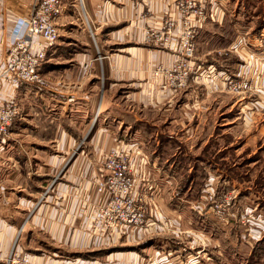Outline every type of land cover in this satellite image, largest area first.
<instances>
[{
  "label": "crops",
  "instance_id": "obj_1",
  "mask_svg": "<svg viewBox=\"0 0 264 264\" xmlns=\"http://www.w3.org/2000/svg\"><path fill=\"white\" fill-rule=\"evenodd\" d=\"M196 1L206 6L209 19L198 26L197 39L203 38L194 64L214 67L222 75L257 79V100H246L240 107L248 110L241 112L245 119L252 117L251 111L254 120L258 119L259 127L252 131L249 141L263 150L264 38L257 37L251 48L238 52V36L232 44L223 33L218 36L212 26L223 27L229 21V3L239 6L237 18H230V22L244 18L245 0ZM32 2L0 0V62L14 41L20 5ZM63 4V14L57 20L59 40L48 49L40 70L48 87L42 91L31 85L0 90L4 100L20 106L10 137L0 143V264H5L13 248L28 254L34 264H199L191 257L196 251L194 241L185 242L176 231L215 225L211 220L213 201L220 198L218 191L233 190L238 181L220 168L211 171L212 165H218L213 159L230 161L237 137L220 135L225 146L210 144L211 159L203 160L194 153L199 159L197 174L202 167L208 173L190 179L184 196L195 197L191 208L177 197L186 176L181 163L191 158L189 146L169 136L178 135V131H165L162 138L155 130L159 126L150 123L148 115L153 106L163 113L172 112L180 106V99L186 105L196 93L209 97L224 92V85L219 83L212 90L205 80H191L187 96L180 97L162 90V81L153 77L157 66L169 67L178 59L172 50L145 41L147 32L159 29L166 16L179 15L175 0H64ZM260 7L264 9V0H251V9ZM37 44L39 47V40ZM260 57L263 60L257 65ZM255 68L258 71L253 75ZM181 125L182 129L188 127L185 122ZM154 132L157 145L150 157L157 170L150 166L148 173L156 203L148 208L149 221L154 215L155 221H171L175 229L158 225L156 230L99 231L95 219L105 197L97 190V180L107 155L118 145H133L137 133ZM183 134L194 132L186 129ZM208 143L199 148L201 153ZM180 149L184 153L179 155ZM239 150H233L238 157ZM190 166L188 173L194 169ZM220 178L221 190L215 184ZM198 179L205 183L200 193L193 186ZM137 192L144 193L142 184ZM155 239L156 244L152 243Z\"/></svg>",
  "mask_w": 264,
  "mask_h": 264
},
{
  "label": "built area",
  "instance_id": "obj_2",
  "mask_svg": "<svg viewBox=\"0 0 264 264\" xmlns=\"http://www.w3.org/2000/svg\"><path fill=\"white\" fill-rule=\"evenodd\" d=\"M82 1V0H80ZM64 0H33L32 4H21L17 11L18 22L14 29V41L3 62H0V90L3 87L19 88L33 86L37 91L48 87L40 70L47 58L48 49L54 47L60 37L57 20L64 11ZM179 15L166 16L159 29L149 30L147 44L172 50L178 59L171 66L159 65L153 77L162 81L164 91L177 92L188 87L191 80H206L212 90L219 83L232 93L246 94L252 90L255 78H238L222 75L216 68L196 66L198 26L208 19L206 6L196 0H175ZM212 17V16H210ZM264 38V31L262 34ZM40 46L38 47L37 41ZM264 50V39L261 44ZM247 47L241 42L238 52ZM257 59L256 64L262 62ZM258 71L254 69L253 75ZM20 115V106L12 100H4L0 95V143L11 135L15 121ZM150 166L157 170L150 155L140 146H117L106 157L101 176L97 180V190L105 197L98 210L95 224L99 231L109 230L131 232L138 228L154 230L156 226L165 228L162 220L149 221V206L153 205V188L150 185ZM142 184L144 193L137 192ZM232 196H222L213 201V212L227 221ZM200 213V211H198ZM216 215V216H217ZM156 230V229H155ZM196 257H194L195 260ZM5 264H34L28 254L15 248L5 260Z\"/></svg>",
  "mask_w": 264,
  "mask_h": 264
},
{
  "label": "rangeland",
  "instance_id": "obj_3",
  "mask_svg": "<svg viewBox=\"0 0 264 264\" xmlns=\"http://www.w3.org/2000/svg\"><path fill=\"white\" fill-rule=\"evenodd\" d=\"M229 5L228 12L226 11L228 16L232 15L230 17L231 19L237 18L236 14L239 6L235 3H229ZM256 11V9H252V12H249L244 18L239 17L237 21L238 24L235 23V21L230 22L229 18V21L223 27L218 25L217 27L212 26V28L216 30L218 36H221L220 33H223L224 36L230 38L232 44L235 43L236 36H238L237 43L241 42V44H244L247 48H251L253 43L257 40V36H253L252 34L258 22V16L255 14ZM202 38L203 36L198 37L197 48L199 47ZM216 45H218V43ZM195 77L196 80H198L200 73ZM198 81L203 82V79H199ZM205 82L207 81L205 80ZM187 88L174 93L178 94L180 97L187 96ZM257 88V79H255L252 90L246 94L244 93L240 95L232 93L224 88V92L220 91L222 93L218 92V94L209 97L203 93H196L193 97H190L189 101H187V106L183 105L181 103L182 99H180V106L174 107L172 112L163 113V111H160L161 109H155L153 105H151L153 106L152 108H149L148 120L150 123L159 126V128L156 127L155 130H158L160 134H162L161 137H165V131L180 132L178 135L169 134V136L178 140V142L184 143L185 146L188 144L189 148L187 153L191 152V156H195V154L199 153V158H202L203 160L204 158L211 159L213 156L211 158L208 156L210 144H219L220 148L225 146L224 142L219 140V137L222 134L223 136L228 137V139L230 136H236L237 139L235 141H237V143L233 141L235 143V145H233V150L237 147L238 149H241L239 150V157L235 151H230V161L220 162L213 159L218 165L215 167L212 165L213 168L211 169V171L216 172V169L220 168L238 181V183L234 184L236 188H232L233 190H224L225 192L222 191L223 193L218 191L220 195H218L219 197L224 195L232 196L233 202L228 211L229 215L227 221H223L215 212H213L214 221L210 220L215 223L214 226L208 228L198 226V228L193 231L187 229L176 231V233L181 232L178 233V235L182 237L185 242L194 241L196 251L195 254H191L193 255L191 257H196L195 262L199 264H264V149L259 150L257 148L258 145H255L254 141H249L252 138V131L259 127L256 126L258 119L256 118V120H254L255 114L253 115L251 110L249 116L252 115V117H247L245 119L244 114L241 112L248 110L246 108L241 109L240 107L246 100L248 102H254L257 100ZM241 98L244 100H241ZM195 106L198 109H195ZM233 120L236 123L231 126L229 123L233 122ZM181 122H185L188 126L186 129H191L194 134H183L186 129H182ZM228 124L229 126H227ZM243 132L244 136H242ZM156 136L155 132L148 135L137 133L133 137L132 143L142 147L149 155L153 156L155 152L154 147L157 145ZM211 137L213 138L210 139ZM238 137L241 138L238 139ZM210 140H212V142ZM208 141L207 150L201 153L202 150L199 148H202ZM246 146H249V149L247 148L243 150L242 147L246 148ZM181 151L184 153V150L180 149L177 151L178 154ZM213 152L218 153V150L213 149ZM253 152H255L256 155H254ZM257 159L259 160L257 162L258 164L253 165ZM191 172H193V169ZM205 173L206 172L203 169L198 175L204 176ZM185 181L186 179H183V182ZM197 182L201 184V190L205 183L203 179H198ZM219 182L220 183L216 181L215 184L217 187L220 185L218 188L221 190V178ZM239 183L241 186H239ZM177 184H179V182H177ZM178 200L186 203L191 208H194L191 201L188 202L183 199ZM153 202L156 203L155 198ZM152 206L154 208V205ZM149 215H147V218L150 220ZM151 217H153V221H155L154 215ZM163 221L165 229L167 225L170 226V231L175 229V226L171 225V221L162 220L161 222ZM157 224L161 225V223ZM152 243L156 244V239L153 240ZM260 252L261 255L258 257L257 254Z\"/></svg>",
  "mask_w": 264,
  "mask_h": 264
},
{
  "label": "trees",
  "instance_id": "obj_4",
  "mask_svg": "<svg viewBox=\"0 0 264 264\" xmlns=\"http://www.w3.org/2000/svg\"><path fill=\"white\" fill-rule=\"evenodd\" d=\"M249 12H252V9H251V0H245V13H249ZM255 14L258 16V17H260L259 19H258V22H257V24H256V26H255V28H254V30H253V32H252V34L253 35H257V37L258 38H261L262 37V34H263V31H264V9L262 8V7H260V8H258L257 9V11L255 12ZM161 140L163 141V139L161 138ZM183 153V152H182ZM181 153V154H182ZM190 157L191 158H189V159H191V161L188 159V158H184L183 159V163H181L183 166H184V168H185V171H186V176H185V178L184 179H186V181L185 182H183V180H182V183H181V186H180V188L178 189V191H177V197H179V198H183V199H185V200H188V201H194L195 200V197H193V196H184V194L186 193V191H187V187L190 185V179L192 178V177H197V176H201V175H198L197 174V171H198V169H197V163L199 162V161H197V160H199V159H195L194 158V156H191L190 155ZM180 161H181V159H180ZM189 161H190V163H189ZM190 165H193L194 166V169H193V172H191V173H188V171H189V168L191 167ZM180 169H182V166L180 167ZM201 170H203V169H201ZM201 170H199V173H200V171ZM194 174H197V175H194ZM206 175V174H205ZM193 186H196V188H197V190H199V193H200V187H201V184L199 183V182H195L194 184H193ZM194 190H196V189H194ZM260 242V241H259ZM258 242V243H259ZM260 244V243H259ZM259 244H256V245H259ZM259 248V247H258ZM255 249V248H254ZM258 255V257L261 255V252L259 253V254H257ZM255 257V256H254ZM254 259V258H253Z\"/></svg>",
  "mask_w": 264,
  "mask_h": 264
}]
</instances>
